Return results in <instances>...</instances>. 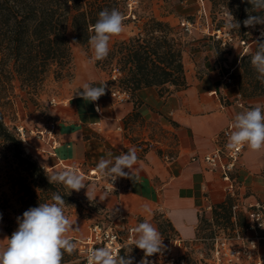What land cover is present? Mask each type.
<instances>
[{
  "label": "crops",
  "instance_id": "obj_1",
  "mask_svg": "<svg viewBox=\"0 0 264 264\" xmlns=\"http://www.w3.org/2000/svg\"><path fill=\"white\" fill-rule=\"evenodd\" d=\"M184 64L186 88L171 87L169 94L161 95L159 88L147 87L123 103L111 96L117 83L99 77L94 86L107 85L99 99L101 111L95 103L73 93L52 111L60 140L56 155L50 154L48 142L34 136H30L26 150L51 171L75 167L93 189L90 200L109 212L122 210L130 225L147 220L155 227L161 217L174 236L204 239L203 217L211 216L214 207L229 197L233 201L237 198L246 213L264 204V150L254 153L246 147L235 172L234 190H229L221 174L204 160L205 154L217 148V136L232 123L234 115L254 106L264 107V95L246 101L239 98V88L225 82L215 49L209 45L195 49V43L191 44L184 52ZM85 82L90 83L81 78L74 89ZM148 142L153 147L147 148ZM130 148L137 151V179L122 178L120 192H106L103 184L107 179L90 176L89 171L101 157L114 158ZM86 191H72L71 195L88 199ZM70 219L79 230L69 232L68 238L86 239L88 221L77 216ZM5 237L3 231L1 243Z\"/></svg>",
  "mask_w": 264,
  "mask_h": 264
},
{
  "label": "trees",
  "instance_id": "obj_2",
  "mask_svg": "<svg viewBox=\"0 0 264 264\" xmlns=\"http://www.w3.org/2000/svg\"><path fill=\"white\" fill-rule=\"evenodd\" d=\"M222 1L241 22L239 33L243 35L248 29L242 22L247 18L249 13L246 9H251V5L247 0ZM127 4L128 0H0V101L7 85L14 79L34 90L51 73L57 79L68 76L73 69V53L67 35L69 26L73 29L76 42L89 46L88 38L94 34L90 28L98 19L99 12L115 8L127 19ZM261 14L264 13H252ZM144 26L145 32L116 41L109 55L102 60L104 65L111 66L112 69L117 67L121 71L122 76L114 83L130 91L131 96L147 87L159 88L161 95L169 94L171 87L186 88L188 84L183 59L185 44L177 37L175 27L154 17L145 22ZM223 26L222 22L219 29ZM242 37V40H246ZM259 41L264 42V37ZM253 54L244 55L240 64L243 78L251 80L257 74L250 63ZM256 84L260 92L245 94V97L256 98L264 95V84L258 79ZM239 86L243 90V84L240 83ZM0 139L10 145L16 160L25 165L33 178L34 186L30 184L27 188L31 200L37 197L39 190L42 193L47 192V198L50 199L53 193L58 192L64 197L66 205H82L79 199L71 194L67 195L68 190L64 185L49 183L47 176L50 174L27 152L17 132L11 131L6 125L1 107ZM87 203L98 205L96 201L89 199ZM233 206V199L229 197L214 207L213 214H218V209L221 208L230 213L231 217ZM236 227L243 228L235 224ZM7 231L10 237L13 228L7 226ZM127 247L122 249L121 255ZM68 259L69 257L63 256L62 263ZM80 264L85 262L82 260Z\"/></svg>",
  "mask_w": 264,
  "mask_h": 264
},
{
  "label": "rangeland",
  "instance_id": "obj_3",
  "mask_svg": "<svg viewBox=\"0 0 264 264\" xmlns=\"http://www.w3.org/2000/svg\"><path fill=\"white\" fill-rule=\"evenodd\" d=\"M127 5L128 16L124 20V31L120 35L111 38L109 49H112L114 43L118 40L128 39L139 32H145V22L154 17L169 22L175 27L177 37H180L185 44V51L193 43H195V49L200 45H209L211 48H214L221 72L223 75H229L231 78V82H225L228 86H237L243 100L252 99L245 97V94L251 95L260 92V89L256 87L257 74H255L253 80L247 77L243 78L240 64L244 55L254 53L256 48L255 41H259L262 38L260 32L264 29V25L247 28L248 30L243 32V35H240V30H229L226 27L229 8L223 5L222 0H128ZM184 21L190 22L193 25L191 33L184 29ZM222 22L224 26L219 29ZM218 30L230 34L232 40L227 39V43L223 44V40L217 38ZM67 35L73 53V69L68 76L63 79H57L55 74L51 73L43 84L34 90L28 88L20 80L14 79L9 82L2 93L3 98L0 101V107L5 123L11 131L16 132L17 126L21 125L25 126L28 130L45 127L49 122L54 120L52 111L55 105L51 102L55 100L57 103H60L75 93L79 88L74 89V87L81 78L84 81L89 79L90 83L94 84L102 76L110 78V82H113L111 80V66L104 65L103 61H96L94 63L90 61L93 54L90 46H83L78 42L72 43L76 40L71 26H69ZM242 36L245 37L248 45H242ZM240 83L243 84L244 93L241 86H239ZM31 156L50 175L55 173L44 167L33 155ZM30 184L34 186L33 178L25 169V165L16 160L10 145L0 139V214H2V220H0V238L3 231L6 237H9L7 226L13 228V231L16 230L18 227L16 218L22 216L24 211L30 207L38 206L39 203L52 202L50 198H47V192L42 193L39 190L37 191V197L31 200L27 192ZM72 196L79 199L82 205H66L65 214L69 219L77 216L87 220L88 230L89 225L97 220L105 222L110 220L107 209L99 203L92 206L87 203V198ZM29 201L31 202L29 203ZM233 203L237 207L236 209H232L231 217L230 213L221 208L218 209V214L214 215L212 213L209 217H203L201 236L204 238V241H202V247L199 250L191 252V264H195L202 256V253L205 256L210 255L212 239L215 236H231L235 224L243 228L245 227L248 214L242 210L237 198H234ZM126 222L128 223V221ZM155 227L162 237L174 236L164 218L160 217L155 223ZM78 237L71 238L70 240L76 245L80 240L84 239L82 236ZM1 242L3 241L0 240V247H4L7 243L6 240L4 243ZM128 251H131L127 254L133 259V264H141V261L145 259L144 252L134 245H129L122 255ZM64 256L69 257V259L62 264H80L82 262L81 255L76 248L72 254L65 253ZM149 259L150 257H147L148 262Z\"/></svg>",
  "mask_w": 264,
  "mask_h": 264
},
{
  "label": "clouds",
  "instance_id": "obj_4",
  "mask_svg": "<svg viewBox=\"0 0 264 264\" xmlns=\"http://www.w3.org/2000/svg\"><path fill=\"white\" fill-rule=\"evenodd\" d=\"M243 2V0H242ZM251 9L243 20L245 28H255L264 25V0H247ZM124 15L117 9H104L99 12L98 19L90 28L94 34L88 38L92 50L91 62L102 61L109 55V42L113 36H118L124 31ZM229 30H239L241 22L229 11L226 19ZM264 37V29L260 32ZM72 43H77L73 41ZM256 50L251 56V66L257 73V79L264 84V42L255 41ZM106 82L96 87L93 83L85 82L74 93L84 101L97 102L106 92ZM97 111H101L97 104ZM232 131L229 135L227 147L239 149L246 145L252 152L259 153L264 150V107L254 106L236 113L232 120ZM111 156V154H109ZM138 156L135 148H130L114 158L101 157L96 165L95 172L113 183L118 178H127L135 182L134 166ZM127 169L128 171H125ZM48 177L50 184L59 183L68 190L79 192L87 188L86 196L90 200L92 188L85 183L83 174L75 167L57 171ZM113 183H109L113 187ZM52 202L39 203L30 207L16 218L18 227L10 237H5L7 243L0 247V264H62L65 253L72 254L76 248L73 241L68 238V233L78 231L76 221L69 219L65 214L66 201L58 192L53 193ZM2 220V214H0ZM264 227V226H261ZM132 243L144 252L145 259L141 264H149L147 257L161 253L164 250L161 233L152 223L145 220L133 229ZM124 255H114L109 248H96L88 254V264H133V259Z\"/></svg>",
  "mask_w": 264,
  "mask_h": 264
},
{
  "label": "built area",
  "instance_id": "obj_5",
  "mask_svg": "<svg viewBox=\"0 0 264 264\" xmlns=\"http://www.w3.org/2000/svg\"><path fill=\"white\" fill-rule=\"evenodd\" d=\"M184 29L191 33L193 25L190 22H183ZM217 38L227 43V39L232 40L230 34L217 31ZM242 45H248L246 40H241ZM122 76L119 68L114 67L111 73V80L117 82ZM224 80L231 82L229 75H224ZM111 96L116 102L123 103L131 98L130 91L119 86L111 90ZM242 98V95H239ZM53 105L58 104L55 100ZM100 108L99 100L95 102ZM244 106L243 100L240 103ZM230 123L218 136V146L213 151L204 155V160L214 171H218L224 182L227 183L229 190H234L236 186L235 172L240 164L246 145L239 149H229L227 147L228 139L233 130ZM17 135L26 146L30 136L38 140L48 142L51 147L50 154L56 155L55 150L60 145L58 138V122L52 120L43 128L28 130L25 126H17ZM152 142L147 143V148L153 147ZM26 148V147H25ZM167 158V157H166ZM89 175L99 178L95 169L89 171ZM106 180L103 189L108 193L120 192L122 190L123 179L118 178L114 183ZM237 206H233L236 209ZM248 221L244 228L236 227L231 236H215L212 239L210 255L202 256L195 264H264V204L256 205L248 210ZM108 220H97L89 225V234L86 239L80 240L76 244L82 260L88 264V254L96 248H109L113 254H121L124 247L133 245V229L136 227L127 223L126 214L120 210L108 211ZM126 233V235H124ZM164 250L161 253L150 256L149 264H191L190 254L193 250L199 248L200 242L204 239L185 240L177 236L162 237Z\"/></svg>",
  "mask_w": 264,
  "mask_h": 264
}]
</instances>
